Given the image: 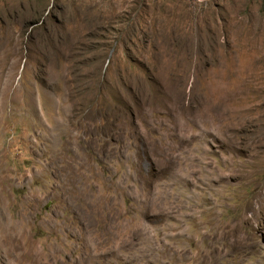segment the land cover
Masks as SVG:
<instances>
[{
  "label": "rangeland",
  "instance_id": "obj_1",
  "mask_svg": "<svg viewBox=\"0 0 264 264\" xmlns=\"http://www.w3.org/2000/svg\"><path fill=\"white\" fill-rule=\"evenodd\" d=\"M262 197L264 0H0V233L194 264L241 223L260 248L225 259L264 264Z\"/></svg>",
  "mask_w": 264,
  "mask_h": 264
},
{
  "label": "bare ground",
  "instance_id": "obj_2",
  "mask_svg": "<svg viewBox=\"0 0 264 264\" xmlns=\"http://www.w3.org/2000/svg\"><path fill=\"white\" fill-rule=\"evenodd\" d=\"M251 211L256 218L261 208L253 207ZM218 227L210 233L206 249L193 256L194 264H228L225 258L232 253L242 260L243 257L258 252L259 245L243 230L241 223L221 224ZM0 251L14 252V258L9 264H50L48 257L39 254L34 246L26 247L23 238H18L11 227L1 229Z\"/></svg>",
  "mask_w": 264,
  "mask_h": 264
}]
</instances>
